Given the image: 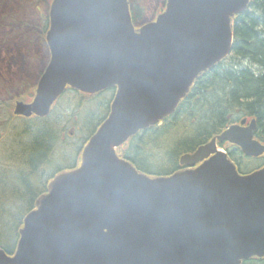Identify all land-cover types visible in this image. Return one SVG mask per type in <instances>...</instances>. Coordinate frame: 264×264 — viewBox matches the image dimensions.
Here are the masks:
<instances>
[{"label": "water", "instance_id": "water-1", "mask_svg": "<svg viewBox=\"0 0 264 264\" xmlns=\"http://www.w3.org/2000/svg\"><path fill=\"white\" fill-rule=\"evenodd\" d=\"M250 0H167L136 29L129 0H53L51 60L31 102L14 114L46 117L70 87H116L81 164L58 173L24 218L0 264H242L264 258V167L241 175L225 141L260 157L257 121L234 124L180 157L186 170L151 177L117 149L162 125L196 79L232 52V20ZM198 165V166H197Z\"/></svg>", "mask_w": 264, "mask_h": 264}, {"label": "trees", "instance_id": "trees-1", "mask_svg": "<svg viewBox=\"0 0 264 264\" xmlns=\"http://www.w3.org/2000/svg\"><path fill=\"white\" fill-rule=\"evenodd\" d=\"M130 3L134 19L138 12L137 0H130ZM44 29L46 30L45 27ZM233 31L235 41L230 56L197 79L196 82H202L201 85L197 88L195 85L192 87L175 114L166 118L162 126L150 127L141 135L131 138L126 146L118 150L119 156L134 164L140 172L150 176H168L182 169L179 164L182 155L194 152L199 146L244 118L248 121L253 118L257 120L258 131L261 132L256 134V138L264 143V0H250L248 9L233 19ZM235 59L247 61L251 65L242 67L239 61L230 67L229 63ZM3 102L10 110L11 101ZM107 116L98 120L92 134ZM183 117H185L183 121L179 120ZM28 121L39 124L37 127L39 133L32 137L30 145L15 139V149L19 147L21 151L11 149L8 167L0 169V176L3 178V181L0 179V187L5 192L11 187L13 191L11 199L15 206L18 208L21 204L27 205L26 213L33 209L37 197L45 191L47 182L52 177L47 174L50 172L54 152L51 145L57 142L58 136V133L53 136V132L57 131L50 124L49 118ZM175 128L177 133L172 134L171 131ZM32 129L29 127L24 135H28ZM1 140L3 141L2 137ZM225 145L231 160L241 173L256 170L264 165V161L261 160L257 167L244 169L243 162L253 159L246 158L236 146ZM168 164L172 165L171 169L159 170ZM13 170L20 172L21 186L18 181H16L18 184L7 182L5 173ZM7 211L10 210L6 209ZM0 216L1 246L12 254L17 245L23 218L16 227L17 239L14 247H8L3 229L7 224L1 201Z\"/></svg>", "mask_w": 264, "mask_h": 264}, {"label": "rangeland", "instance_id": "rangeland-1", "mask_svg": "<svg viewBox=\"0 0 264 264\" xmlns=\"http://www.w3.org/2000/svg\"><path fill=\"white\" fill-rule=\"evenodd\" d=\"M164 1L137 0L138 26L152 21ZM48 9L45 3L41 1L0 0V100L9 101V99L15 98L24 92L27 93L28 87L34 85L37 81L38 73L41 72L43 62L48 54L46 49L39 43V38L37 39L38 32H33L29 28L45 25V16H47ZM38 35L41 36V34ZM239 61L235 59L229 63V66L236 65ZM240 64L242 67H250L251 65L249 62L242 60ZM27 85L28 89H25ZM113 96V91L103 92L90 99L88 97L81 99L80 95L74 91H69L63 96L53 114L49 116V122L57 131L56 133L53 132V136L58 133L56 143L59 144L60 142L64 145L66 142L68 147L66 149L59 147L56 143L53 144L54 161L50 172L47 174L51 175L63 166L72 167L75 164L74 161L84 139L91 136L98 120L103 116H107ZM184 119L185 117L179 120L183 121ZM29 127L33 129L28 132V135H24ZM37 127H39V124L35 121L26 119L13 121L10 113L0 110V169L8 167L9 152L11 149H15V139L30 145L33 141L32 137L39 133ZM173 130H170L172 134L177 133V128ZM15 151L20 152L21 148L16 147ZM260 163V160L254 159L244 161L243 167L244 169L252 168V166ZM171 167L172 165L168 164L163 168H159V170H168ZM19 173L17 170L6 172L7 182L15 183L18 181L21 186L22 179ZM0 179L3 181L2 176H0ZM10 183L9 185H11ZM0 191H3L0 193V201L4 207L7 224L3 226V229H5V242L8 247H14L17 239L16 227L26 213L27 205L21 204L18 208L15 206L11 199L13 192L11 187L6 192L0 187ZM6 209L10 211L6 212ZM1 223L2 221H0V225ZM256 263L258 264V262Z\"/></svg>", "mask_w": 264, "mask_h": 264}, {"label": "flooded vegetation", "instance_id": "flooded-vegetation-1", "mask_svg": "<svg viewBox=\"0 0 264 264\" xmlns=\"http://www.w3.org/2000/svg\"><path fill=\"white\" fill-rule=\"evenodd\" d=\"M35 1H37V2H40V1H42V2H44L45 3V5L49 8V3H50V1L51 0H35ZM166 1V0H165ZM165 1L162 3L163 4V6L165 5ZM47 14H48V11H47ZM135 17H134V20H135V22H136V24H137V19H138V17H137V14H135L134 15ZM46 18V25H42V26H35V28H29L28 26H27V28H29V30H32L33 32L34 31H37L38 32V34H41V36L40 35H37V39L40 41L39 43L46 49V51H47V54H48V57L44 60V62H43V67H42V70H41V72H39L38 73V77H37V81L35 82V84L34 85H32V86H29L28 87V85L27 86H25V89H28L27 91L30 93V97H33L34 96V94H35V89H36V86H37V83H38V81H39V79L41 78V76H42V74L44 73V71H45V69H46V67H47V65H48V63H49V59H50V52H49V48H48V44H47V41H46V38H45V34H46V30L44 29V27L47 29L48 28V16H45ZM155 17V16H154ZM154 19V18H153ZM138 25V24H137ZM45 30V31H44ZM42 34H43V36H42ZM201 83L202 82H195V88H197V86H199V85H201ZM28 87V88H27ZM27 92V93H28ZM25 93V92H24ZM23 93V94H24ZM3 101H5V102H7L8 103V101H6V100H0V110L1 111H3V112H8V107H7V104H5ZM16 117V116H15ZM20 118H22V119H27V120H31V119H35V120H40V119H42V118H39V117H36V116H32V117H30V118H24V117H20ZM43 119H45V118H43ZM259 132H261V130H259L258 131V126H257V129L255 130V133H254V136H255V138H256V134L257 133H259ZM142 134V133H141ZM140 134V135H141ZM257 139V138H256ZM63 143V142H62ZM54 144V143H53ZM59 147H63V148H66L67 149V144H66V142H65V144L64 145H62L60 142H59V144L58 143H56ZM53 145H51V147H52ZM53 149V148H52ZM81 151H82V149H81ZM81 151H79V153H78V155H77V158L75 159V166H78L79 165V163H80V159H81ZM259 160H262V161H264V155L261 157V158H259ZM54 161V152H53V156H52V162ZM135 166V165H134ZM67 168H70V167H66V166H64V167H62L61 169H59V171H62V170H64V169H67ZM137 168V167H136ZM248 172H246L245 174H249V173H252V172H254L255 170H252V171H249V170H247ZM256 260V259H255ZM258 260V259H257ZM250 263H252V262H254V260L252 259V261H251V259H250V261H249ZM257 262H259V261H257ZM261 262H264V260H261Z\"/></svg>", "mask_w": 264, "mask_h": 264}]
</instances>
